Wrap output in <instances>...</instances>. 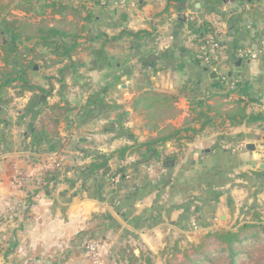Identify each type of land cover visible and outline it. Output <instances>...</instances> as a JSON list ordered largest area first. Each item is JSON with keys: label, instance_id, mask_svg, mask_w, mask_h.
<instances>
[{"label": "crops", "instance_id": "obj_1", "mask_svg": "<svg viewBox=\"0 0 264 264\" xmlns=\"http://www.w3.org/2000/svg\"><path fill=\"white\" fill-rule=\"evenodd\" d=\"M17 1L7 0V11L18 18L32 16L25 7L47 15L46 5L59 3L51 26L67 36L61 43H88L72 57L22 43L32 59L46 62L39 71L34 62L28 74L50 92L48 106L71 108L58 124L54 151L31 129H39L47 107L33 119L24 115L32 93L0 95L9 100L0 105V264H92L90 243L98 245L100 264H117L123 249L150 255L178 235L264 220V123L234 125L226 117L239 101L248 115L264 114V0H219L217 13H206L201 0ZM204 22L216 29L208 34L219 43L213 52L197 41ZM99 48L103 69L93 52ZM146 92L177 97L176 115L156 129L133 108ZM166 126L196 133L145 159L116 157ZM99 155L113 156L109 168L128 169L127 179L110 183L107 170L91 174ZM56 169L58 180L45 181Z\"/></svg>", "mask_w": 264, "mask_h": 264}, {"label": "trees", "instance_id": "obj_2", "mask_svg": "<svg viewBox=\"0 0 264 264\" xmlns=\"http://www.w3.org/2000/svg\"><path fill=\"white\" fill-rule=\"evenodd\" d=\"M205 4L206 13H217L220 10L219 0H201ZM32 3V2H27ZM10 2L7 0H0V37H3V41L0 42V95L6 90L12 89L16 91L18 96L25 93H32V98L29 105L24 111V115H31L32 118H37L39 113V107H47L49 115L42 119V124L39 129L34 125L33 135L35 139L39 141L43 140L48 142L51 151L56 149L54 140L59 136L58 124L64 117L67 116L70 107L62 106H48L46 97L50 95V92L44 88L36 85L30 78L28 71L35 67V63L31 58V50L27 46H23V41L33 42L34 46H42L47 48L53 54H57L61 57H72L78 51L87 49L86 43H80L75 41L73 45L67 46L61 43V39L67 37L63 32L58 30L55 26H51L54 16V12L61 13L59 10L60 4L51 2L46 5V10L50 11L45 15L43 12H34L30 8L25 6L27 14L33 13L30 18H18L11 12L7 11L10 7ZM26 5V4H25ZM216 31L212 25L207 22L202 24L196 34L198 35L199 44L205 47L209 46V33ZM128 36L143 39L148 37L149 34L144 32L131 33L128 32ZM233 57L235 58L239 54V48L237 42H234ZM97 59L99 69H103L107 64V58L104 51L99 48L93 50ZM210 65V64H209ZM208 69L210 67H207ZM69 73L68 69H63L61 72L62 79ZM227 93L226 95H228ZM100 99H95L93 102L96 105L99 104ZM2 98V103H8ZM177 97L165 93L158 92H146L134 101L133 108L140 112H145L147 117L148 128H158L159 121H164L167 117H174L176 115L175 103ZM237 108L226 114L227 119L234 125H240L244 121L249 124L264 123V114H247V103L245 101L236 102ZM102 105V104H101ZM41 111V110H40ZM41 111V112H42ZM38 115V116H37ZM212 118H208L207 126ZM45 122H48L46 124ZM48 127L50 129L48 130ZM187 133L188 135L195 134L194 128H176L173 126H166L163 130L159 131L158 137L151 141L141 144L135 147H125L120 149L116 157L120 161H125L127 156L136 155L142 159L149 157L156 148L165 146L169 142H178L181 139V134ZM145 150L143 151V149ZM157 150V149H156ZM160 153L156 152V156ZM114 157H107L104 155L97 156V162L94 163L87 170L91 174H96L102 170H107L109 174V182L113 183V179L118 178L119 181H125L127 179L128 169L118 168L115 171H111L110 162ZM58 169L55 172L45 174V181L54 182L58 180ZM93 240H95L93 238ZM255 243H264V220L260 216H255L253 220L246 221L238 227L232 229L221 228L213 232H209L202 237V242L198 246H194L191 254L188 252L185 254L186 260L189 264H220L221 261L224 264H241V261L247 260L250 264H258L256 254L259 251ZM212 246V248H210ZM255 256V257H254ZM133 262L137 263L139 260L141 264H150L143 262V253H140L139 257L133 254ZM132 258V259H133ZM247 264V263H246Z\"/></svg>", "mask_w": 264, "mask_h": 264}, {"label": "rangeland", "instance_id": "obj_3", "mask_svg": "<svg viewBox=\"0 0 264 264\" xmlns=\"http://www.w3.org/2000/svg\"><path fill=\"white\" fill-rule=\"evenodd\" d=\"M22 0H18L17 3L21 2ZM4 39L3 37H0V42H2ZM33 57V56H32ZM34 62L37 63L38 71L42 69L43 65L46 63L42 59H35L33 57ZM41 66V67H40ZM32 75H36L33 73V71L30 72ZM43 75H39L38 79L44 80ZM205 234L196 236V235H188L185 234L183 236L178 235V239L173 240L172 242L169 241L168 246L164 248V250H155L154 253H143V259H145L146 263L150 264H189L186 260L185 254L188 252V254H191L193 251L194 246H198L202 242V237H204ZM256 247L259 248V251L257 252L256 259L258 264H264V243H255ZM164 247V244L161 245ZM98 247V245H97ZM212 248V246H210ZM119 259H117V264H141L142 262L139 260L137 263L133 262V254L136 257H139L140 254H136L133 249H123L122 251L118 252ZM254 256V257H255ZM133 258V259H132ZM101 259V258H100ZM101 263V260H100ZM250 264L247 260L241 261V264ZM94 264V263H92ZM220 264H224L223 261L220 262Z\"/></svg>", "mask_w": 264, "mask_h": 264}, {"label": "built area", "instance_id": "obj_4", "mask_svg": "<svg viewBox=\"0 0 264 264\" xmlns=\"http://www.w3.org/2000/svg\"><path fill=\"white\" fill-rule=\"evenodd\" d=\"M219 48V43L218 41L216 40L215 36H210L209 37V46H208V49L210 51H214L216 49ZM252 55V58H255V55L254 54H251ZM205 62L207 64H211V59L209 56H207L206 58H204ZM113 182H119V179L118 178H115L113 179ZM87 251H88V255L89 257L91 258L92 262L94 264H100V254H99V249L97 247V244L95 243H90L87 245Z\"/></svg>", "mask_w": 264, "mask_h": 264}, {"label": "water", "instance_id": "obj_5", "mask_svg": "<svg viewBox=\"0 0 264 264\" xmlns=\"http://www.w3.org/2000/svg\"><path fill=\"white\" fill-rule=\"evenodd\" d=\"M197 8H200V4L197 5ZM214 76H215V74H213L211 77H214ZM247 149L249 151H251L253 149V146L249 145V146H247Z\"/></svg>", "mask_w": 264, "mask_h": 264}]
</instances>
